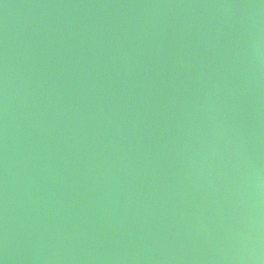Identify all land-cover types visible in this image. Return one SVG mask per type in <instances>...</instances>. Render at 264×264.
Returning a JSON list of instances; mask_svg holds the SVG:
<instances>
[{"label":"water","instance_id":"1","mask_svg":"<svg viewBox=\"0 0 264 264\" xmlns=\"http://www.w3.org/2000/svg\"><path fill=\"white\" fill-rule=\"evenodd\" d=\"M0 264H264V0H0Z\"/></svg>","mask_w":264,"mask_h":264}]
</instances>
